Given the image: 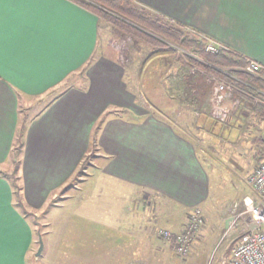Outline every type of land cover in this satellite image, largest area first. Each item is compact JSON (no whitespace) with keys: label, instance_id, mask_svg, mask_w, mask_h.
Returning a JSON list of instances; mask_svg holds the SVG:
<instances>
[{"label":"crops","instance_id":"0c3cea01","mask_svg":"<svg viewBox=\"0 0 264 264\" xmlns=\"http://www.w3.org/2000/svg\"><path fill=\"white\" fill-rule=\"evenodd\" d=\"M133 1L264 68V0ZM100 26L95 11L73 0L0 2V264H26L34 241L35 225L15 203L9 179L2 174L11 173V150L24 121L22 107L73 75L76 81L24 121L16 175L26 209L36 213L55 198L69 196L62 189L88 155L98 124L95 151L104 174L133 189L152 190L166 207L174 205L170 207L179 210V221L171 230H181L187 213L208 197L209 178L195 136L185 125L139 111L123 65L98 50ZM165 50L172 56L166 63L179 65L173 78L176 88L182 83L195 87L189 94L176 89V98L189 100L197 114L206 97L211 109L210 73H194L172 48ZM197 74L204 84L197 82ZM246 97L251 96L226 91L220 105L230 115L237 108L243 111ZM137 259L131 264H140Z\"/></svg>","mask_w":264,"mask_h":264},{"label":"rangeland","instance_id":"374dc122","mask_svg":"<svg viewBox=\"0 0 264 264\" xmlns=\"http://www.w3.org/2000/svg\"><path fill=\"white\" fill-rule=\"evenodd\" d=\"M100 24L98 50L123 65L125 80L136 94L139 111H148L160 119L166 117L178 127L185 125L195 136L209 178L208 197L198 205L204 223L188 253L178 255L158 231L164 227L171 230L172 223L179 221V210L170 207L174 206L171 203L166 207L165 200L155 199L148 188L133 189L130 184L104 174L96 158L97 151L91 149L75 179L62 189L69 196L57 197L52 201L54 204L27 214L35 229L26 264H131L134 257L140 264H213L228 254L245 229L244 220L239 218L226 232L231 216L242 207L243 196L256 197L248 175L263 150L260 140L264 114L247 105L243 111L238 108L233 111L225 122H219L206 97L195 114L196 106L175 96L176 89L189 94L195 87L182 83L176 88L173 78L179 65L170 60L166 63L172 57L170 52L154 51L158 44L123 32L101 17ZM169 47L178 49L179 53L191 52L175 44ZM191 68L194 73L198 71L196 65L192 64ZM76 78L73 75L52 92L30 98L22 107L21 120L27 121L48 98ZM196 78L204 84L203 77L201 80L197 74ZM215 126L217 131L213 129ZM40 240L42 248L37 253Z\"/></svg>","mask_w":264,"mask_h":264},{"label":"trees","instance_id":"16d2710c","mask_svg":"<svg viewBox=\"0 0 264 264\" xmlns=\"http://www.w3.org/2000/svg\"><path fill=\"white\" fill-rule=\"evenodd\" d=\"M73 1L87 6L91 10L95 11L99 17L111 22L121 31L141 36L149 43L151 42V44H158L156 45L157 47L154 51H162L164 49L172 51L171 48H168L170 44H175V46H178L183 50H190V54H187L183 51H180L179 53L178 49L175 50L176 48H174V54H178V56L176 54L175 57H179L181 59V63L186 66L188 64H193L196 65V68L219 77L228 83L232 87L233 91L235 90L243 94L250 95L251 97L244 98L246 103L253 110L259 112L260 114H264V107L254 104L251 99L253 96L260 95L257 88L264 90V70H261L257 74L246 72L244 67L247 61L241 56L232 53L223 47H218L216 51L206 50V38L187 30L182 24L176 21H171L170 19H166L163 16L148 10L133 0ZM254 87L256 89H254ZM219 122H215L218 127H220ZM99 126L100 124L95 127L93 138L91 140V147L89 148L90 151L91 149L94 150L96 148L95 134L96 129L99 128ZM213 129L214 131L218 130L216 126ZM23 130L24 121L23 125L19 129L18 138L11 150V159L14 164V168L11 173L2 172V174L9 179V183L13 188L15 203L24 214L29 215L31 211L26 209L22 202V187L19 182V178L16 175L19 168L20 153L23 143L21 139ZM261 156L262 153L260 152L258 161Z\"/></svg>","mask_w":264,"mask_h":264},{"label":"built area","instance_id":"2783aa9c","mask_svg":"<svg viewBox=\"0 0 264 264\" xmlns=\"http://www.w3.org/2000/svg\"><path fill=\"white\" fill-rule=\"evenodd\" d=\"M207 39L206 50L216 51L219 47L207 36L200 34ZM244 70L251 74H257L264 69L257 61L246 60ZM214 83L212 102L215 119L225 122L229 115V110L221 106L225 98L226 91H231L232 87L225 81L209 74ZM259 96L251 99L254 104L264 107V90L257 89ZM262 156L255 168L248 175V182L254 189L256 197L244 195L240 211L232 215V220L226 228V232L234 225L239 218L244 220L245 229L230 247L228 254L219 258L213 264H264V132L261 136ZM235 209V208H234ZM204 223L202 208L194 206L186 215L184 227L179 231H172L167 228H160L158 235L168 242L178 255H186L198 230Z\"/></svg>","mask_w":264,"mask_h":264},{"label":"water","instance_id":"95a60500","mask_svg":"<svg viewBox=\"0 0 264 264\" xmlns=\"http://www.w3.org/2000/svg\"><path fill=\"white\" fill-rule=\"evenodd\" d=\"M41 248H42V242H41V240H40V246H39V248H38V251H37V253H39V252H40Z\"/></svg>","mask_w":264,"mask_h":264},{"label":"snow or ice","instance_id":"6c2138e0","mask_svg":"<svg viewBox=\"0 0 264 264\" xmlns=\"http://www.w3.org/2000/svg\"><path fill=\"white\" fill-rule=\"evenodd\" d=\"M0 2H2V0H0Z\"/></svg>","mask_w":264,"mask_h":264}]
</instances>
